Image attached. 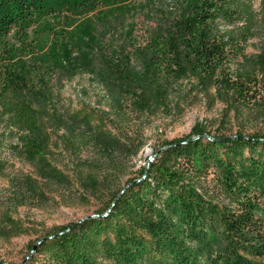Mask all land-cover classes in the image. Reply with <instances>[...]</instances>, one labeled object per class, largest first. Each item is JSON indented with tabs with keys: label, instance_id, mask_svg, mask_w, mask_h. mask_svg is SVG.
I'll return each mask as SVG.
<instances>
[{
	"label": "trees",
	"instance_id": "obj_1",
	"mask_svg": "<svg viewBox=\"0 0 264 264\" xmlns=\"http://www.w3.org/2000/svg\"><path fill=\"white\" fill-rule=\"evenodd\" d=\"M165 2L0 0V123L35 168L8 177L0 202L43 207L72 193L99 206L29 242L17 264H264V132L196 122L123 175L152 116L189 97L221 102L226 117L264 114V0L259 11L251 0ZM67 65L102 90L95 106L47 104L45 77ZM52 134L94 159L66 171Z\"/></svg>",
	"mask_w": 264,
	"mask_h": 264
},
{
	"label": "rangeland",
	"instance_id": "obj_2",
	"mask_svg": "<svg viewBox=\"0 0 264 264\" xmlns=\"http://www.w3.org/2000/svg\"><path fill=\"white\" fill-rule=\"evenodd\" d=\"M252 6L259 11L260 0H251ZM175 0H166L164 5L171 7ZM141 17L135 20L141 23ZM118 28H120L118 26ZM258 38L249 39L246 44L248 53L256 50ZM73 57V54H72ZM45 83L49 91L48 105L52 104L65 105L71 109L77 110L79 103L90 100L93 106L96 105V96L102 90L98 87L94 91L91 85V78L87 73H74V65H67L63 70H57L52 76L45 77ZM96 88V86H95ZM53 99V101H52ZM223 104L210 98H203L198 95L189 97L179 109H174L169 115L159 113L152 116L143 129L145 144L138 156L126 162L127 167L124 169L125 177L132 176L140 166L145 165L149 158L152 160L154 150L160 145L162 139H172L186 135L190 127L196 122H203L207 125V130L211 133H221L224 131L231 134L239 128L245 133L255 131L264 132V114H251L245 112L243 115L226 117L222 115ZM223 120H226V126H222ZM220 130L217 131V130ZM52 148L55 151L63 153V168L71 171L76 165L77 159H91L95 157V150L83 145L79 148L78 156L71 157L68 151H65L63 139L59 135L52 134ZM12 137L5 131L4 123H0V193L3 195L8 177L16 172L33 173L35 168L25 163L14 152L10 150L8 144ZM72 193H63L62 195L54 194L53 200L43 207L22 206L18 208L6 207V204L0 202V227L10 230L9 235H0V261L4 264H17L28 258V243L36 240L39 236L58 225H66L69 222H77L86 215H94V210L98 208L93 200L86 202ZM264 207V204H262ZM9 218L15 220V224L10 225Z\"/></svg>",
	"mask_w": 264,
	"mask_h": 264
},
{
	"label": "water",
	"instance_id": "obj_3",
	"mask_svg": "<svg viewBox=\"0 0 264 264\" xmlns=\"http://www.w3.org/2000/svg\"><path fill=\"white\" fill-rule=\"evenodd\" d=\"M153 157H154V155H153ZM151 159L149 158L148 159V161H150ZM113 205V204H112ZM111 205V206H112ZM109 210V209H108ZM106 214V213H105ZM89 216H94V215H86V216H84V218H81L80 220H78L77 222H81V221H83L85 218H87V217H89ZM77 222H75V223H77Z\"/></svg>",
	"mask_w": 264,
	"mask_h": 264
}]
</instances>
